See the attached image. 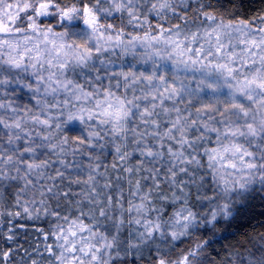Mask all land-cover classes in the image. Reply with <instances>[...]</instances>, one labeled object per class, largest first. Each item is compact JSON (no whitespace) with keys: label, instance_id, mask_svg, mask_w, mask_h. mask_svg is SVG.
Returning <instances> with one entry per match:
<instances>
[{"label":"snow or ice","instance_id":"6c2138e0","mask_svg":"<svg viewBox=\"0 0 264 264\" xmlns=\"http://www.w3.org/2000/svg\"><path fill=\"white\" fill-rule=\"evenodd\" d=\"M257 202L264 0H0V264H264Z\"/></svg>","mask_w":264,"mask_h":264},{"label":"trees","instance_id":"16d2710c","mask_svg":"<svg viewBox=\"0 0 264 264\" xmlns=\"http://www.w3.org/2000/svg\"><path fill=\"white\" fill-rule=\"evenodd\" d=\"M245 10L251 13L262 6V0H244ZM26 224V229H18V241L27 247L29 244L37 242L41 237L35 231L37 227L48 228L44 219L37 221H21ZM257 233H264V204L257 202L256 206L242 215L227 231L221 230L217 236L218 243L213 245L214 249L224 255V250L231 245H236L238 241H243L248 237H255ZM226 237V238H222ZM210 254L212 250H209Z\"/></svg>","mask_w":264,"mask_h":264}]
</instances>
